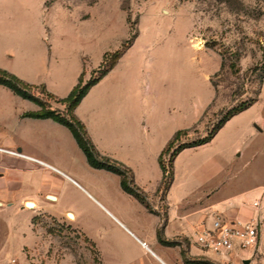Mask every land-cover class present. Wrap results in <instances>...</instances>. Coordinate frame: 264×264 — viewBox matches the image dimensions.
Wrapping results in <instances>:
<instances>
[{
  "label": "rangeland",
  "instance_id": "obj_1",
  "mask_svg": "<svg viewBox=\"0 0 264 264\" xmlns=\"http://www.w3.org/2000/svg\"><path fill=\"white\" fill-rule=\"evenodd\" d=\"M8 49L17 53L16 71L52 80L59 96L77 79L83 57H89L90 72V63L105 52L87 82L125 51L86 106L98 111L99 140L113 142L118 155L134 160L152 144V181L161 177L154 154L174 130L188 132L170 154L255 100L210 143L181 154L174 190L203 204L244 192L258 197V187L264 191V0H0V62L11 63ZM5 217L0 215V264H100L87 240L48 214L32 218L31 242H3Z\"/></svg>",
  "mask_w": 264,
  "mask_h": 264
},
{
  "label": "crops",
  "instance_id": "obj_2",
  "mask_svg": "<svg viewBox=\"0 0 264 264\" xmlns=\"http://www.w3.org/2000/svg\"><path fill=\"white\" fill-rule=\"evenodd\" d=\"M6 52L11 63L1 61L0 68L9 70L31 85L46 86L48 92L59 98L68 97L82 75L86 81L90 72L100 66L105 55V52L100 54L95 65L90 63V72L85 70L89 57H83V69L78 71L77 79L66 93L59 96L52 89V80L37 79L30 73L26 75L25 72L16 71L14 62L17 53L13 49ZM102 80L83 99L76 109V115L86 126L90 138L102 155L112 156L133 170L136 184L147 196L148 206L122 189L120 176L92 168L66 126L52 119L29 117V114L38 112L40 107L0 85V148L5 150L0 151V215L9 218L7 235L2 241L23 244L31 242L32 218L48 214L87 240L97 252L100 264H187L186 258L198 260L197 264H245L246 261H249L248 264H264V226L260 233L259 251L263 256L260 262L250 261L248 255L244 256L245 259L235 255L223 259L204 251L196 243L201 223L207 222L215 212L222 213L233 222L255 218L257 211L253 203L263 196L264 204L263 189H254L258 197H249L244 192L223 202L203 204V199L190 202L189 194L183 190L175 191L173 183L162 198L159 190L163 172L159 159L175 133L182 129L174 130L156 150L154 156L161 177L152 181L147 171L150 167L148 157L151 159L153 156L150 142L149 148L138 154L141 159L135 156L132 160L127 154L118 155L113 142L102 144L96 134L98 111L86 105L92 101ZM52 109L65 111V106ZM133 152L137 155L135 148ZM183 152L177 156L175 163ZM76 193L88 199V204L78 201ZM160 230L162 240L175 245L162 243Z\"/></svg>",
  "mask_w": 264,
  "mask_h": 264
},
{
  "label": "trees",
  "instance_id": "obj_3",
  "mask_svg": "<svg viewBox=\"0 0 264 264\" xmlns=\"http://www.w3.org/2000/svg\"><path fill=\"white\" fill-rule=\"evenodd\" d=\"M137 37L134 36V40ZM130 44V43H129ZM132 44H130L129 48ZM125 54V51L118 52L115 62L107 68L99 78L90 79L85 81L83 75L80 77L79 83L72 90L66 98H59L54 94L48 92L46 86H35L31 85L16 75L10 73L9 71L0 68V85L5 86L12 90L16 95L20 96L23 99L30 100L36 103L40 110L36 113H31L28 116L37 118V119H52L55 122L66 126L73 134L78 146L84 152L89 165L95 169L106 170L112 173L117 174L121 178V187L122 189L133 195L141 203L148 206L147 196L145 192L136 184L135 175L132 169L128 168L123 163L119 162L116 159H113L109 156L102 155L94 145L92 139L90 138L86 126L76 115V109L81 104L83 99L87 96L89 91L97 85L104 77L108 75L110 71L118 64L122 56ZM38 90L39 94L36 93ZM39 95L47 97V101H44ZM49 101H55L63 106H65V111L59 109H52V106L49 104ZM255 100L242 103L240 106L231 110L225 118L221 119L214 129L208 133L204 138H200L191 143L181 144L178 146L172 154H170L171 149L174 144H176L180 138L187 134V130H180L175 133L171 141L168 143L164 151L162 152L159 163L163 172V180L160 187V196L163 198L166 196L170 188L172 187L175 181V159L177 156L186 149L197 148L203 145L210 143L216 135L223 129V127L236 115L244 112L249 109ZM170 154L168 163L164 161V157ZM165 224V221H164ZM160 241L168 246H173L175 243L165 242L161 238Z\"/></svg>",
  "mask_w": 264,
  "mask_h": 264
},
{
  "label": "built area",
  "instance_id": "obj_4",
  "mask_svg": "<svg viewBox=\"0 0 264 264\" xmlns=\"http://www.w3.org/2000/svg\"><path fill=\"white\" fill-rule=\"evenodd\" d=\"M0 151H5L0 148ZM17 156H23L12 152ZM257 215L249 221H230L222 213L211 214L212 224L201 223L196 236V243L206 252L213 253L223 259L230 256L247 257L250 261H257L261 257L259 251L260 233L264 226L263 196L253 203Z\"/></svg>",
  "mask_w": 264,
  "mask_h": 264
},
{
  "label": "water",
  "instance_id": "obj_5",
  "mask_svg": "<svg viewBox=\"0 0 264 264\" xmlns=\"http://www.w3.org/2000/svg\"><path fill=\"white\" fill-rule=\"evenodd\" d=\"M50 198H52V197L50 196ZM248 263H249V261H246V262H245V264H248Z\"/></svg>",
  "mask_w": 264,
  "mask_h": 264
}]
</instances>
